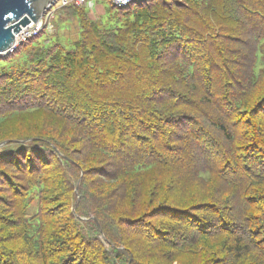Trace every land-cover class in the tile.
<instances>
[{"label":"trees","instance_id":"obj_1","mask_svg":"<svg viewBox=\"0 0 264 264\" xmlns=\"http://www.w3.org/2000/svg\"><path fill=\"white\" fill-rule=\"evenodd\" d=\"M88 10L0 58V264H264V0Z\"/></svg>","mask_w":264,"mask_h":264},{"label":"water","instance_id":"obj_2","mask_svg":"<svg viewBox=\"0 0 264 264\" xmlns=\"http://www.w3.org/2000/svg\"><path fill=\"white\" fill-rule=\"evenodd\" d=\"M52 1L0 0V51L6 50L15 41V33L22 26L31 21L37 23L46 6Z\"/></svg>","mask_w":264,"mask_h":264},{"label":"built area","instance_id":"obj_3","mask_svg":"<svg viewBox=\"0 0 264 264\" xmlns=\"http://www.w3.org/2000/svg\"><path fill=\"white\" fill-rule=\"evenodd\" d=\"M111 5L115 7H125L131 3H138L144 0H108ZM83 6L89 10L94 8V3L91 0H53L43 11L39 21H31L29 24L22 26L21 29L15 33V41L4 51H0V58L10 53H13L20 45L27 42L41 34L46 28L48 33H52L55 27L51 24V19L54 17V11L65 6Z\"/></svg>","mask_w":264,"mask_h":264},{"label":"rangeland","instance_id":"obj_4","mask_svg":"<svg viewBox=\"0 0 264 264\" xmlns=\"http://www.w3.org/2000/svg\"><path fill=\"white\" fill-rule=\"evenodd\" d=\"M91 1H93L94 3V8L88 11L90 12L92 18H94L95 16L96 18L104 19L106 16L105 10L110 5V2L108 0H91ZM60 10L61 8H58L56 9V11H54V17L51 19V24L55 27L56 31L59 32L58 36L60 35V37L66 38V39H71L67 37L74 38L75 31H76V25L62 20L63 19L62 12ZM98 12L99 14L97 16ZM54 31L52 33H48L47 29L45 28L43 32L39 36H37L35 39L41 41L48 34L49 36H53L52 34L54 33Z\"/></svg>","mask_w":264,"mask_h":264},{"label":"crops","instance_id":"obj_5","mask_svg":"<svg viewBox=\"0 0 264 264\" xmlns=\"http://www.w3.org/2000/svg\"><path fill=\"white\" fill-rule=\"evenodd\" d=\"M98 14H99V12L97 13V16H98ZM90 16H91V14H89ZM92 17V16H91ZM94 18H96L95 16H94Z\"/></svg>","mask_w":264,"mask_h":264}]
</instances>
